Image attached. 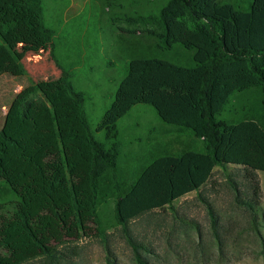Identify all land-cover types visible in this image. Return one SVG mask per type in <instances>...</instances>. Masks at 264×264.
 I'll return each mask as SVG.
<instances>
[{
  "label": "trees",
  "instance_id": "16d2710c",
  "mask_svg": "<svg viewBox=\"0 0 264 264\" xmlns=\"http://www.w3.org/2000/svg\"><path fill=\"white\" fill-rule=\"evenodd\" d=\"M159 11L122 20L154 42L151 50L181 46L191 66L136 54L96 131L103 141L89 123L86 95L60 65L59 79L40 81L13 100L0 128V264H74L79 243L91 238L115 264L111 229L120 230L136 264H153L148 255L156 253L136 238L134 223L199 192L217 167L264 172V0H253L249 11L222 0H166ZM0 38V77L25 75L11 46L49 47L53 54L56 33L46 24L43 0L0 9ZM140 104L154 107L179 139L189 134L203 148L166 149L136 167L122 151L118 122ZM226 112L228 119H217ZM238 203L262 238L257 202ZM207 208L221 247L217 216Z\"/></svg>",
  "mask_w": 264,
  "mask_h": 264
},
{
  "label": "rangeland",
  "instance_id": "374dc122",
  "mask_svg": "<svg viewBox=\"0 0 264 264\" xmlns=\"http://www.w3.org/2000/svg\"><path fill=\"white\" fill-rule=\"evenodd\" d=\"M16 1L21 0H0V9ZM108 1L112 0H43L46 24L56 33L55 50L52 54L49 47H10L23 65L25 75L0 77V128L4 126L13 100L40 81L59 79L62 76L60 67L72 74L74 87L86 95V113L96 132L136 54H146L148 58L157 55L175 64L190 65L185 62V51L181 46H175L172 51L151 50L154 42L132 33L134 27L122 20L135 12L155 15L166 0H117L115 6L106 7ZM222 1L244 11H249L253 2ZM113 18H117L115 23ZM162 46L167 44L162 41ZM226 116H229L227 112L217 119H228ZM118 129L122 151L126 156L134 157L138 168L150 164L166 149L203 148L202 141L189 134H181L179 139V132L162 122L150 105L134 106L118 122ZM96 137L104 139L102 132H96ZM255 187L259 188L258 195ZM238 199L257 202L262 238L253 230L250 213ZM207 203L217 216L221 247L210 226ZM112 207L113 203L107 211L109 215ZM172 207L168 212H155L150 222L134 223L136 238L151 244L156 253V256L148 255L153 264H264V172L251 176L246 175L242 167H217L199 192L177 200ZM182 220L193 228L187 227ZM109 233L114 263L136 264L132 249L120 230L111 229ZM79 246L81 255L74 264L108 263L99 239H84Z\"/></svg>",
  "mask_w": 264,
  "mask_h": 264
}]
</instances>
